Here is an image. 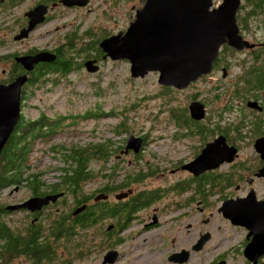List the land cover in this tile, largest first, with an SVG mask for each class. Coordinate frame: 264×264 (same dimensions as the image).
Segmentation results:
<instances>
[{"label": "flooded vegetation", "instance_id": "flooded-vegetation-1", "mask_svg": "<svg viewBox=\"0 0 264 264\" xmlns=\"http://www.w3.org/2000/svg\"><path fill=\"white\" fill-rule=\"evenodd\" d=\"M216 1H212L211 9L218 8L223 3L222 0L216 5ZM163 3L161 0H0V85H10L18 77H27L21 91L22 115L18 123L24 120L22 108L25 100L31 95V85L54 84L57 80L66 82L74 72L83 73V68L87 72L85 64L88 61H94L100 68L97 73H93L96 76L101 73L102 65L110 62L114 65L119 64L121 61L112 60L100 44L116 36H124L145 8L149 9L147 19L153 21L157 18L155 15L160 13ZM258 3L262 4L259 1L243 0L237 13L240 35L251 44L255 43L254 48L237 50L224 46L221 49L227 50L224 61H222L224 52L221 51L210 73L211 76L222 74V78H216L221 80L218 89L212 90L213 96L209 102L201 99H192L190 102V105L195 102L204 105L205 118L195 119L191 114L190 105L175 118L178 127L171 133L172 138L181 141L194 139L195 136L196 142L200 143V146L193 147L196 149L193 155L195 157L188 162L181 160L170 168L159 166L162 164L159 158L145 154L148 148L146 138L150 135L157 136L159 131L168 130L157 128L150 131V134L137 135L143 139L138 153L133 150L126 151L125 141L115 153L113 157L115 159L109 160H112L109 166L122 163V166L126 167L127 170L121 173V179L126 178L138 167L144 168L145 173L149 174L141 183L123 191L111 192L108 186L104 185L107 184L109 176L100 174L105 177L98 181L96 196H105L106 199L97 203L93 199L92 202L98 205L94 211L96 217H101L96 223L95 230L99 235L101 253L104 254L100 264H105V256L109 252H114L117 256L112 263L108 258L106 264H120L124 255L123 246L143 236L145 241L156 242L159 233L160 239H165V247H174L177 241L174 233L189 217L202 219L201 224L205 227L198 231L191 250L171 249L161 259L162 264H191L195 259L194 255L206 249H209L211 255L207 264H264V255L259 257L256 263L245 255L253 239L250 230L236 225L226 216L230 211L239 212L240 200L247 198L252 192L256 194L257 202L264 201V197L258 191L264 178L257 176L258 171L264 166V161L254 148L256 141L264 138V41L262 43L251 41L253 39L251 22L258 18L247 16L250 13L245 11L246 5L251 7ZM200 5L205 6L204 3ZM259 19L264 21V16ZM42 53L53 56V61L38 63L31 71L17 61V58L34 57ZM122 62L129 63L125 60ZM234 68L238 70L234 71ZM256 104L258 107H252ZM200 124L202 128H199ZM218 138H224L228 148L237 150L233 162L225 163L218 169L207 170L199 176L183 169ZM247 152L250 154L247 155ZM99 162V170H103L106 163L100 158ZM156 168L160 171L154 175L153 170ZM112 169L118 171L116 168ZM106 174H110V170ZM175 184L179 185L178 189L171 190ZM166 191H169L166 195L159 194ZM124 193L129 194L127 198L121 200L116 198L117 195ZM139 194L144 195L147 205L132 215L130 227H120V209L124 208V202ZM61 199L35 213L27 210L16 212H24L31 219V224L36 227L39 226V221L48 208L56 206ZM8 205L0 207V225H5L3 217ZM224 205L228 206L221 212ZM110 212L114 213L113 217L107 216ZM71 214L68 212L66 216H69L70 221L75 220L77 216L71 218ZM166 216H170L171 219L170 233L163 230L157 233L162 219ZM63 218H60V222ZM222 222L225 225H221ZM174 225L175 230L171 228ZM24 229L26 227L21 228L20 232L23 233ZM225 229L226 241L217 240L218 235L224 234ZM4 242L0 243L2 258L4 247L8 243ZM200 245L201 250L197 249ZM96 254L81 258V263L94 264ZM7 258L9 257L4 256V259ZM11 259L10 264H29L30 261L22 255Z\"/></svg>", "mask_w": 264, "mask_h": 264}, {"label": "rangeland", "instance_id": "rangeland-1", "mask_svg": "<svg viewBox=\"0 0 264 264\" xmlns=\"http://www.w3.org/2000/svg\"><path fill=\"white\" fill-rule=\"evenodd\" d=\"M220 1L222 2V0H217L216 5ZM246 7L245 11L247 12L250 10V7L248 5ZM262 16L264 15H258L255 18L259 19ZM262 35L261 32L259 36L262 37ZM225 54V52L222 53V61H224ZM237 70V68H234V71ZM217 77L222 78V74L204 76L180 93L176 94L174 92L177 95L176 102L171 105H164L161 110L158 108L161 99L150 101V99L156 98V94L162 91V86L158 84V74L151 73L146 78L136 79L135 83L130 84L127 81V78H131L130 65L122 61L115 65L112 62L102 65L101 74L97 76L86 72L83 68V73L74 72L70 74L68 81H61L60 84L35 83L31 85V95L25 100L22 108L25 120L36 122L42 117L49 120L59 117H63L64 119L62 121L63 127L61 128L63 130L56 127L58 129L56 133L43 131L37 141L32 143L31 172L35 174L42 173V180L46 184L44 190L50 191L52 185L60 183L61 176L63 175L61 169L68 167L63 160V155L67 154L68 150L74 147H77L76 150L82 149L83 146H87L89 143L102 142L104 138H110L114 143L122 145L130 133L135 137L141 138V136L137 135L143 133L150 134V131L157 128L168 130L157 132V136L160 137L157 141L155 140L158 138L157 136L150 135L147 138L146 142H148L149 146L145 154L152 156V153H155L157 158L162 162L159 166L163 168H170V166L177 164L181 160L188 162L195 157L193 155L196 149L193 147L200 146V143L196 142V138L183 139L181 141L174 140L171 133L178 127V122L175 118L185 108L189 107L192 99H201V101L209 102L210 97L213 96L212 90H217L221 82V80L216 79ZM112 82L120 85L118 92H115V88L110 87ZM98 85H101L105 90L108 89L105 91V97H96L94 95L93 92ZM128 94L130 98L127 99L126 96ZM134 95L137 96L136 99ZM163 96L165 98L168 97L165 94ZM97 102H103L102 109L106 112L103 115L104 117L99 120L83 119L86 111L97 107ZM123 110L130 115L131 120L127 128L129 132L122 137H117L111 131L121 123V118H116L115 116L119 115L120 111L122 112ZM73 117L80 118L76 125L73 126L74 121L65 122L67 118ZM35 129L36 127H34ZM53 147L56 150L54 154L52 151ZM245 153L246 151H244ZM248 154L250 153L247 152ZM99 165L98 159L97 162L92 161L90 167L96 171ZM96 181L93 179L91 182L89 181L83 185L87 193L94 192L97 186ZM246 185L249 187L248 184ZM178 187L179 185L175 184L171 190L178 189ZM169 191L159 194L166 195ZM258 191L264 197V182L259 185ZM78 195L81 197L82 193ZM30 197H32V193L25 185L10 187L0 192V207L8 204L15 205L18 202L28 200ZM76 198L75 195L65 196L56 206L48 208L39 221L43 230H46L45 234L52 232L56 221L59 222L60 218L65 217L68 212L70 214L73 212L76 207ZM100 198V195L96 196L95 194V203L100 202L102 200ZM241 209L242 207L238 208L239 211ZM215 214L217 216V213ZM205 217H207V214ZM201 221L202 219L196 220L189 217L175 231L174 236L177 241L174 247H165V239H160L158 231L163 230L170 233L169 225L171 224V219L170 216L164 217L161 227L157 230V241H145L143 236L131 243L125 244L123 246L124 255H122L120 264H162L161 259L171 249L188 248L191 250L190 248L197 238L198 231L205 227L201 224ZM3 223L18 235L21 234V228L31 224V219L24 212L14 213L6 210ZM221 225H225V223L222 222ZM171 228L175 230L176 225L171 226ZM226 234L227 231L225 229L224 234L218 235L217 240L223 239L226 241ZM252 237L254 238V236ZM58 240L59 242H55L58 245L56 256H59L60 260L55 264H64L63 259H68L71 264H83L81 263L80 256L78 257V252L83 247V229L78 228L77 235L70 240H67L65 237H60ZM4 241H6L5 238H0L1 244L5 243ZM70 246L72 247L71 254L68 253L69 249H67ZM72 254L74 256H70ZM103 255L101 252H98L96 258H94V264L102 263ZM210 256L209 249L201 251L198 255H194L195 259L191 264H207Z\"/></svg>", "mask_w": 264, "mask_h": 264}, {"label": "water", "instance_id": "water-1", "mask_svg": "<svg viewBox=\"0 0 264 264\" xmlns=\"http://www.w3.org/2000/svg\"><path fill=\"white\" fill-rule=\"evenodd\" d=\"M161 1L164 3L160 13L155 15L156 19H147L149 9L145 8L124 36H116L100 44L112 60L129 62L133 79H144L151 73H157L160 86L182 91L212 72L223 45L228 44L237 50L255 46L240 35L237 12L242 0H224L221 6L213 10V0H196L205 6H191L188 4L189 0ZM53 59L50 54L42 53L34 57L17 58V61L31 71L38 63L51 62ZM85 67L90 74L97 73L100 69L94 61H88ZM225 73L226 71L224 75ZM26 81L27 77L21 76L10 85H0V157L22 115L21 91ZM252 107H258V104ZM190 110L195 119L205 118L206 111L202 103L191 104ZM142 143L141 138L130 135L126 151L138 153ZM254 148L264 161V138L257 140ZM236 155L235 148H228L224 138H218L183 169L199 176L207 170L218 169L225 163L233 162ZM257 176L264 178V166ZM128 195L119 194L116 198L121 200ZM63 196L64 193L31 197L21 204L7 206L6 210H28L35 213L56 203ZM101 198L106 199L104 196ZM239 205L242 207L241 211H230L226 216L236 225L249 229L250 236L253 234L254 238L245 255L256 263L264 255V201L257 202L256 194L252 192L247 198L241 199ZM227 206L224 205L221 212ZM85 210L86 207H78L73 215L78 216ZM201 247L200 245L197 249L201 250ZM116 256V253L109 252L104 263H108V258L112 263Z\"/></svg>", "mask_w": 264, "mask_h": 264}, {"label": "trees", "instance_id": "trees-1", "mask_svg": "<svg viewBox=\"0 0 264 264\" xmlns=\"http://www.w3.org/2000/svg\"><path fill=\"white\" fill-rule=\"evenodd\" d=\"M257 1L262 4L258 3L255 6H251L248 12L250 14H247V16L257 17L258 15H264V0ZM251 24H253V39H251V41L255 40L252 42L262 43L264 41V21L257 19L255 22H251ZM261 32L263 34L262 37L259 36ZM221 51L226 52L227 50ZM127 81L130 84H133L136 82V79L127 78ZM60 82L61 80H57L54 84H60ZM119 86L120 85H118V83L115 84V82H112L110 85L111 88H115V92L119 91ZM107 90L108 89L105 90V88H102L101 85H98L93 93L96 97H105V91ZM161 90L160 93L156 94V98L150 99L151 102L153 99H161L159 106L157 105L159 110H161L164 105L175 103L177 99L176 94L181 92L171 87H161ZM174 92H176V94H174ZM163 94L168 95V97L165 98ZM126 97L127 99L130 98L129 94ZM134 97L135 99L137 98L135 95ZM102 105L103 102H97V107L86 111L83 115V119L99 120L104 117L103 115L106 112L102 109ZM115 117L121 118L122 121L119 126L117 125L111 132L114 136L122 137L129 132L127 128L128 123L131 120L130 115L123 110ZM79 119L80 118L77 117L67 118L65 122L74 121V126L78 123ZM63 120V117L53 120L42 117L36 122H30L28 120L26 121L24 118V120L22 119V121L18 123L0 157V192L7 188H13L19 185H25L34 196L63 192L65 196L75 195L77 197L75 200L76 208L86 206L87 210L75 220L73 219L70 221L69 216H66L61 222L56 221L50 234H45L46 230H43L42 226H40L41 224L36 227L31 224L32 229L29 227L30 224L26 225V229L23 230V233L18 235L13 230H10L9 227L0 225V238H5L8 242L4 247L5 250L3 251V255L9 257L4 259L3 256L2 258L1 252L0 264H10L12 261L11 258L17 257L18 255L29 258V264H55L60 260V257L56 256L58 253V245L55 242H59L58 239L60 237H65L67 240H70L77 235V229L81 227H83L81 228L83 229V247L79 250L78 257L80 256L81 259L101 252L99 235L95 233L96 223L101 217H96V213L94 212L96 208L95 206L98 205L92 204V202H94L93 199L95 194L98 192V186H96L94 192L87 193L83 185L89 181L91 182L93 179L97 180L96 185H98V181L101 177L109 176L107 184L104 185H107L111 192H119L141 183L144 177L149 174L145 173L144 168L138 167L133 173L128 174L126 178L121 179V173H124L127 170L126 167L122 166V163L109 166L110 162L115 159L113 157H115V153L119 149L120 143L116 144L112 139L104 138L102 142L89 143L87 146H83L82 149L76 150L77 147H74L71 150H68L67 154L63 155V160L68 167L61 169L63 175L61 176L60 183L52 185L50 191L44 190L46 184L42 180L43 174H35L31 172L30 158L32 154V143L37 141L43 131L56 133L58 129L63 130L61 129L63 127ZM34 127H36L35 130ZM56 127H58V129H56ZM202 127V124H200L199 128ZM193 138L195 139V136H193ZM52 151L53 154L56 152L55 147L52 148ZM99 158L106 163V167L103 170H99L98 167L95 171L90 167V164L92 161L97 162ZM111 158L112 160L109 161ZM112 168H116L118 171L115 172ZM109 170L110 174H106ZM159 171L160 170L156 168L153 170V174L156 175ZM118 172H120V174H118ZM101 173H104L105 176H100ZM80 193H82L81 197L78 195ZM144 198L143 194H139L132 197L128 202H124V208L120 209V227H130V218L132 215L136 214L142 207L147 205ZM72 215L73 212L71 218ZM109 215L113 217L114 213L110 212L107 216ZM67 249H69L68 253L71 254L72 247L70 246ZM70 256H74V254ZM63 261L64 264H71L68 259H63Z\"/></svg>", "mask_w": 264, "mask_h": 264}, {"label": "bare ground", "instance_id": "bare-ground-1", "mask_svg": "<svg viewBox=\"0 0 264 264\" xmlns=\"http://www.w3.org/2000/svg\"><path fill=\"white\" fill-rule=\"evenodd\" d=\"M188 4L189 5H191V6H193V5H198V4H200V2L199 1H196V0H189L188 1ZM224 46H229V47H231L230 45H228V44H225V45H223L221 48H220V50H219V53L221 52V49L224 47ZM231 48H234V47H231ZM235 49V48H234ZM137 138H140V137H137ZM142 139V138H141ZM135 152V151H134ZM105 197V196H104ZM100 199H102V198H100ZM264 225V223L262 224V226Z\"/></svg>", "mask_w": 264, "mask_h": 264}, {"label": "clouds", "instance_id": "clouds-1", "mask_svg": "<svg viewBox=\"0 0 264 264\" xmlns=\"http://www.w3.org/2000/svg\"><path fill=\"white\" fill-rule=\"evenodd\" d=\"M224 1V0H223ZM243 1V0H242ZM242 3V2H241ZM211 10H213V9H211ZM238 13V12H237ZM132 135V134H131ZM130 136V135H129ZM129 136H128V138H129ZM127 138V139H128ZM153 139H155V138H153ZM160 139V137H158L157 139H155L156 141L157 140H159ZM143 140V139H142ZM126 143H127V140H126ZM143 144V143H142ZM149 146V145H148ZM142 147V146H141ZM152 156H154V157H156L157 158V155L155 154V153H152ZM61 193H63V192H61ZM60 194V193H59ZM64 196H65V194H64ZM64 196H63V198H64ZM36 197H39V196H36ZM62 198V199H63ZM61 199V198H60ZM27 201V200H26ZM21 204V203H20ZM53 204V203H52ZM12 205V204H11ZM75 209H76V207L74 208V210H73V212L75 211ZM20 211V210H19ZM28 211V210H27ZM16 212V211H15ZM84 212V211H83ZM82 214V213H81ZM80 215V214H79ZM73 217H76V216H74V215H72ZM95 254H93L92 256H94Z\"/></svg>", "mask_w": 264, "mask_h": 264}]
</instances>
